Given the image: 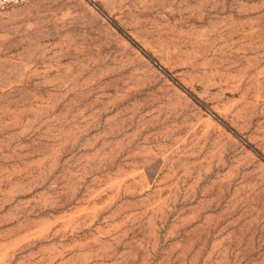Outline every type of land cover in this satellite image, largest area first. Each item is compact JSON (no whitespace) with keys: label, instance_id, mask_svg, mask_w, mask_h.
Returning a JSON list of instances; mask_svg holds the SVG:
<instances>
[{"label":"rangeland","instance_id":"rangeland-1","mask_svg":"<svg viewBox=\"0 0 264 264\" xmlns=\"http://www.w3.org/2000/svg\"><path fill=\"white\" fill-rule=\"evenodd\" d=\"M0 264H264V0L0 11Z\"/></svg>","mask_w":264,"mask_h":264},{"label":"built area","instance_id":"built-area-1","mask_svg":"<svg viewBox=\"0 0 264 264\" xmlns=\"http://www.w3.org/2000/svg\"><path fill=\"white\" fill-rule=\"evenodd\" d=\"M31 0H0V11L9 9L14 6L22 5Z\"/></svg>","mask_w":264,"mask_h":264}]
</instances>
